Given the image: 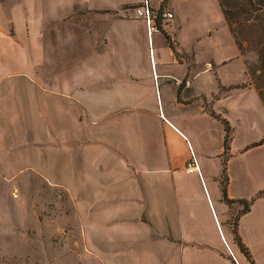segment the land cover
<instances>
[{
    "label": "crops",
    "instance_id": "obj_1",
    "mask_svg": "<svg viewBox=\"0 0 264 264\" xmlns=\"http://www.w3.org/2000/svg\"><path fill=\"white\" fill-rule=\"evenodd\" d=\"M143 1L0 0V165L65 192L82 264H251L210 111L232 128L228 197L251 200L264 190V104L219 0H149L174 13L152 35ZM251 111L262 124L249 134ZM238 232L264 264V197Z\"/></svg>",
    "mask_w": 264,
    "mask_h": 264
},
{
    "label": "rangeland",
    "instance_id": "obj_2",
    "mask_svg": "<svg viewBox=\"0 0 264 264\" xmlns=\"http://www.w3.org/2000/svg\"><path fill=\"white\" fill-rule=\"evenodd\" d=\"M256 29L252 34L249 26L240 27L247 38L263 37L264 21ZM241 56L247 66L257 57L249 50ZM249 116L257 124L248 133L261 130L259 113L251 111ZM69 210L65 192L52 188L32 169L0 165V264H82L76 252L80 249L78 230L67 219Z\"/></svg>",
    "mask_w": 264,
    "mask_h": 264
},
{
    "label": "trees",
    "instance_id": "obj_3",
    "mask_svg": "<svg viewBox=\"0 0 264 264\" xmlns=\"http://www.w3.org/2000/svg\"><path fill=\"white\" fill-rule=\"evenodd\" d=\"M226 23L230 26L231 32L236 40V43L242 54H245L246 51H251L256 53V61L252 64H248V73L250 77L251 84L255 85L259 96L264 104V83L261 85V82L264 80V35L263 37L254 36V39L251 37H246L240 30V27L247 25L250 28L251 33L253 34L257 31V27L261 25V21H264V17L261 15L264 14V0H219ZM140 5V4H139ZM138 5V6H139ZM137 7V6H136ZM154 10V9H153ZM163 7L159 9L157 15V23L160 25L161 13ZM254 17V18H253ZM253 18V20H251ZM249 21L250 24H247ZM237 22L241 26H237ZM211 115L221 120L225 125L226 136H225V158L223 160V172L221 176V189L223 194V200L229 205L239 202L244 204L243 210H241L234 219L233 222V232L235 242L239 245L241 251L248 257L251 264H256L252 258V254L249 249L243 243L241 236L238 232V220L241 214L247 212L250 209V205L257 197H264V190L260 191L256 197L251 200H235L228 197V175H227V155L230 148V142L232 139V128L229 121L222 117L220 114H217L215 111H210Z\"/></svg>",
    "mask_w": 264,
    "mask_h": 264
},
{
    "label": "built area",
    "instance_id": "obj_4",
    "mask_svg": "<svg viewBox=\"0 0 264 264\" xmlns=\"http://www.w3.org/2000/svg\"><path fill=\"white\" fill-rule=\"evenodd\" d=\"M157 13V11L153 10L149 0H144L139 6L135 8V14L138 17H142L146 20L149 35L161 31V26L157 23L156 20ZM161 15V19H170L174 17V13L167 9H163ZM186 170L187 172L199 170L198 160L195 155H193L191 160L188 162Z\"/></svg>",
    "mask_w": 264,
    "mask_h": 264
}]
</instances>
